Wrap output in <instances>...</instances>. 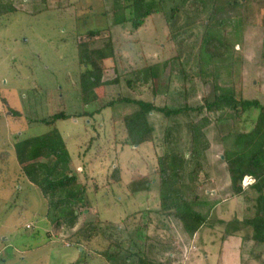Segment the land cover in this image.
<instances>
[{
  "label": "rangeland",
  "instance_id": "1",
  "mask_svg": "<svg viewBox=\"0 0 264 264\" xmlns=\"http://www.w3.org/2000/svg\"><path fill=\"white\" fill-rule=\"evenodd\" d=\"M4 1L11 2L24 13L0 18V153H7L4 161L0 159V264H104L102 259L91 257L93 251H104L106 244L101 237L88 242L78 236L70 238L71 233L89 219L99 220L102 224L113 223L119 229L117 238L126 242L132 240L134 244L129 248L133 252L137 247L144 248V242L146 247L155 246L156 250L148 255L160 263H165L167 255L171 254L173 264H222L216 255L222 237L228 234L224 239L228 243L223 246V264H261L251 255L258 250L254 244L240 242L251 235L250 227L235 223L229 226L216 224L213 229L204 227L198 232L202 242L196 247L188 241L176 221L169 219L167 230L162 229V218L154 213L159 209L156 158L161 155L163 129L167 125L161 115L155 113L150 118L154 141L138 147L121 144L126 140L122 124L112 122V118L135 111L134 105L116 104L92 119L75 116L97 109L96 103L85 106L78 94L79 78L84 71L79 58L80 37L84 38L90 31L105 29L112 23L123 22L102 33L98 39L111 36L114 48L119 49L123 58V62L116 65L117 70L129 71L161 63L176 54V44L166 41L168 30L164 18L150 16L142 28L131 32V23L127 21L131 15L126 12L114 17L110 11L111 2L104 0H67L69 5L64 3L66 6L60 9L36 16L31 15L46 5L53 6V0H46L45 6L44 0ZM227 2L218 1L217 5L223 9L216 19L241 18L243 15L247 18V27L239 31L238 40H229L237 51L232 78L234 92L239 98L258 100L264 106V60L260 59L264 4H251L243 11L231 9L226 6ZM168 6L169 3H165V7ZM201 33L200 27H192L188 31L191 37L185 39V43L192 45L200 39ZM97 46L99 44L93 48ZM160 70L153 81L157 88L154 101L158 106L168 100L164 91L169 74ZM116 76L112 61H107L100 83L112 81ZM180 82L174 79L171 89H179ZM212 87V84L199 86L192 101L200 104L203 98L210 100ZM104 91L107 100L123 93L140 100L151 99L145 89L141 95L124 87L106 86ZM7 107L20 112L21 119L12 117ZM62 112L71 118L57 122L55 129L71 155L81 182L89 187L86 192L89 206L88 209L80 208L84 216L79 218L72 231L61 229L55 234L44 217L47 207L40 191L20 173L13 145L18 139L40 136L51 129L32 120ZM256 116L254 110L247 112L238 130L248 132L250 122ZM178 124L179 136L185 138L186 124L184 121ZM213 125L206 129L210 149L203 160L210 179L199 186V191L207 199L219 200L220 204L208 223L220 219L229 222L234 216L241 220L252 218L257 193L247 190L245 195L250 201L243 197L230 198L229 176L222 162L223 148L219 137L230 133L233 124L231 120H223L217 122L216 127ZM114 169L120 171L118 183L109 179ZM200 179L201 183L205 180ZM261 256L264 257V251ZM126 257L125 252L112 249L109 264H124Z\"/></svg>",
  "mask_w": 264,
  "mask_h": 264
},
{
  "label": "trees",
  "instance_id": "2",
  "mask_svg": "<svg viewBox=\"0 0 264 264\" xmlns=\"http://www.w3.org/2000/svg\"><path fill=\"white\" fill-rule=\"evenodd\" d=\"M111 2L110 11L114 17L122 16L126 12L131 15L127 19L131 23V32L142 28L148 17L161 15L168 30L166 41L176 44V54L169 59L156 64H148L142 68L129 71L117 70L116 65L123 62L119 49L114 48L111 36L101 37L102 33L111 27L121 25L123 22L110 24L105 29L90 31L85 37L79 39V58L84 65L80 75L78 94L83 104H97L92 112L83 111L75 116L93 118L103 110L114 107L116 104H131L136 110L130 114L112 118L114 125L122 124L126 140L121 144L140 146L154 141V129L150 122L152 114H159L167 121L163 129V147L161 155L156 158V171L158 175V204L159 209L154 213L162 218V229L167 230L169 219L176 221L191 241L202 228L213 229L216 224L231 225L233 223L251 228V235L243 237V243L252 242L256 250L251 254L254 259L261 260L264 248V106L258 100H244L239 98L233 89L232 78L236 63V50L230 39L238 40L239 31L247 27V18L216 19L223 6H218L219 0H104ZM231 9L241 8L246 11L251 4L263 3L264 0H227ZM46 0H44L45 6ZM169 3L165 7V3ZM69 5L67 0H53V6L46 5L31 16L41 12L53 11ZM49 6V7H48ZM24 13L11 2L0 0V18L14 13ZM103 15L106 12L102 13ZM200 27L202 33L199 40L187 45L185 39L191 34L192 27ZM99 44L97 48L93 46ZM189 46V47H188ZM260 59L264 60V16L262 21V43ZM107 61H112L117 76L109 82L100 83L102 72ZM168 71L164 95L168 100L158 106L154 100L157 97V88L154 84L157 71ZM188 68V69H186ZM161 73V72H160ZM225 73V75H224ZM222 75L224 77L222 78ZM226 77V78H225ZM180 80L179 89H171L173 80ZM230 82L225 83L223 80ZM179 82V81H178ZM220 83V85L218 84ZM212 84L211 99L203 98L198 102L192 101L199 86ZM225 84V87H221ZM124 87L130 92L142 94L143 89L151 96L150 100L132 98L128 93L117 94L112 99H105L104 88ZM220 86V87H219ZM10 115L21 119L22 114L7 107ZM254 110L257 116L250 122V130L241 132L238 126L244 120L242 117ZM71 115L58 113L46 119H34L35 124L45 125L49 132L18 139L13 145V154L24 180L40 191L47 207L46 218L52 231L58 234L60 230L72 231L81 216L80 208H87L86 199L88 186L81 182L71 155L60 135L55 129L59 121H65ZM231 120V132L219 137L222 145L223 163L229 176L230 198L246 197L247 190L257 193L255 199V213L252 218L241 220L233 217L232 221L221 220L208 223L214 209L220 204L219 200L207 199L199 191V186L208 181L209 174L205 168L204 157L210 149L206 137V129L216 127L217 122ZM179 121H184L187 127L186 137L179 136ZM113 125V134L115 133ZM112 127V126H111ZM7 153H0L4 161ZM50 162V163H48ZM202 175V176H200ZM248 176L254 180L251 185L243 188L241 180ZM120 171L114 169L109 179L114 183L120 181ZM205 180L200 182V178ZM186 190V192H185ZM96 191V187H94ZM86 210V209H85ZM113 223L102 224L99 220H87L82 223L70 238L78 236L88 242L92 238L101 237L106 244L103 252L93 251L91 257H98L108 264L110 252L115 249L118 253L125 252L127 257L124 264H173L171 254L167 255L166 262L160 263L148 254L156 250L155 246L143 244L142 249L135 248L133 252L129 247L132 240L126 242L117 238L119 229ZM226 236L222 237L223 241ZM127 244V247H125ZM158 253V251H157ZM156 253V254H157ZM170 253V252H169Z\"/></svg>",
  "mask_w": 264,
  "mask_h": 264
},
{
  "label": "crops",
  "instance_id": "3",
  "mask_svg": "<svg viewBox=\"0 0 264 264\" xmlns=\"http://www.w3.org/2000/svg\"><path fill=\"white\" fill-rule=\"evenodd\" d=\"M221 220V219H220ZM211 231V230H210ZM198 233L197 234H195V236L193 237V239L191 240L192 241V244H195L194 246L196 247V245L198 244H200V243H198V242H202V240H200L199 238H198ZM240 240V239H239ZM240 242H241V244L243 243L242 242V240H240ZM227 240H223V241H221L220 242V244H219V248H218V254L216 255V259H218L222 264H223V262H222V254H223V246L225 245H227ZM213 245V244H212ZM194 247V248H195ZM225 253H227V252H225ZM209 254V256H212V254H211V252H209L208 253ZM261 258V260H264V257H260ZM240 260V255L237 257V262ZM108 264H109V261H108Z\"/></svg>",
  "mask_w": 264,
  "mask_h": 264
},
{
  "label": "built area",
  "instance_id": "4",
  "mask_svg": "<svg viewBox=\"0 0 264 264\" xmlns=\"http://www.w3.org/2000/svg\"><path fill=\"white\" fill-rule=\"evenodd\" d=\"M254 182V180L250 177H244L243 180H242V187L245 188L247 187L248 185L252 184Z\"/></svg>",
  "mask_w": 264,
  "mask_h": 264
},
{
  "label": "clouds",
  "instance_id": "5",
  "mask_svg": "<svg viewBox=\"0 0 264 264\" xmlns=\"http://www.w3.org/2000/svg\"><path fill=\"white\" fill-rule=\"evenodd\" d=\"M244 177H248V176H244ZM244 177H243V178H244ZM242 180H243V179H242ZM242 180H241V183H242ZM250 185H251V184H250ZM241 186H242V185H241Z\"/></svg>",
  "mask_w": 264,
  "mask_h": 264
}]
</instances>
